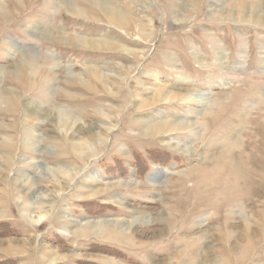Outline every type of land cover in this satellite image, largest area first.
Masks as SVG:
<instances>
[{
  "label": "rangeland",
  "instance_id": "obj_1",
  "mask_svg": "<svg viewBox=\"0 0 264 264\" xmlns=\"http://www.w3.org/2000/svg\"><path fill=\"white\" fill-rule=\"evenodd\" d=\"M215 262L264 264V0H0V264Z\"/></svg>",
  "mask_w": 264,
  "mask_h": 264
},
{
  "label": "bare ground",
  "instance_id": "obj_2",
  "mask_svg": "<svg viewBox=\"0 0 264 264\" xmlns=\"http://www.w3.org/2000/svg\"><path fill=\"white\" fill-rule=\"evenodd\" d=\"M52 2V4H53V1H51ZM51 6V5H50ZM225 13V12H224ZM223 15V14H222ZM105 18L107 19V21L108 22H113V21H115V20H117V19H115L114 18V16H113V14H112V12L111 11H109V10H106V13H105ZM119 19V18H118ZM234 19V18H233ZM117 21H119V20H117ZM93 42V41H92ZM84 43L86 44V42L84 41ZM107 44H108V42H107ZM104 45V44H103ZM90 47H93V49L94 48H100L101 47V45H99V43L97 42V44H94V42L93 43H91V46ZM103 48H107V49H111L112 47H113V45L112 44H109V45H107V46H102ZM126 49H124V51H125ZM95 78V77H94ZM100 79H102V78H100ZM100 81V80H99ZM169 93V92H168ZM160 96V95H159ZM170 98V97H169ZM171 99V98H170ZM195 101H196V103L197 104H199V103H201L202 101H203V99H202V95H195ZM37 108V107H36ZM31 113H34L35 114V109H32L31 111H30ZM49 115V114H48ZM51 116V115H50ZM49 116V117H50ZM48 118V117H47ZM58 118V120L59 121H61V124H63L61 127H63V126H67V124L65 123L66 121L63 119V118H61L60 116L59 117H57ZM62 120H61V119ZM70 122V121H69ZM186 123V122H185ZM77 123H76V121H73L72 123H70V124H68V126H69V128L70 129H74V131L76 132L78 129H76L77 128V125H76ZM165 126L166 125V123L165 122H162L161 123V126ZM169 125V124H168ZM167 125V126H168ZM148 126V125H147ZM162 126V127H163ZM175 126H181L182 128H184V129H188V128H190V125L189 124H183L182 122H178V123H175ZM158 124H157V126H154V124L153 125H150L149 126V129H153V130H156V129H158ZM160 128V127H159ZM152 130V131H153ZM155 132V131H154ZM65 134V133H64ZM63 134V135H64ZM100 134H103V133H101L99 130H97L96 132H94V133H92V136L94 137V139H97V140H100L101 138L100 137H102V135H100ZM79 136V135H78ZM79 138V137H78ZM71 142V141H70ZM72 143H73V152L75 153H81V152H83V150L85 149L84 148V145L85 144H83V142H79V140L78 139H76V137H75V139H73L72 138ZM176 147V146H175ZM182 147V146H181ZM178 150H180V149H178ZM177 150V151H178ZM189 150H190V148L188 147V146H186V145H184L183 144V152H185V153H190L189 152ZM77 153V154H78ZM8 164V163H7ZM27 179H28V177H27ZM66 179V178H65ZM30 182L31 181H29L28 183H26V184H28L27 186H30L31 184H30ZM25 184V185H26ZM60 184V183H59ZM23 186V185H22ZM32 187V186H31ZM29 189V188H28ZM40 193V192H39ZM97 192H95V193H93L92 195H94L95 196V194H96ZM42 194V193H41ZM46 196V195H45ZM21 202V201H20ZM42 202H46L45 200L44 201H42ZM26 205V206H25ZM29 204H24L23 203V207H24V209L28 206ZM26 213L28 214V216L33 220V222L35 223V224H37L38 222H40L44 217H43V215H40V217H38V220L37 221H35L33 218V216H31L30 214H29V212L28 211H26ZM46 215V214H45ZM142 220V218L141 219H139V220H136V221H133L132 220V222H131V224L132 225H135V224H138L140 221ZM102 223V222H101ZM113 223H111V225H112ZM91 226L92 225V227H94L93 229H92V231L93 232H95V233H98V232H100V231H102L101 229H98L97 230V228H102V226L104 225V224H100L99 222H97V223H92V224H88V226ZM87 226V225H86ZM113 226V225H112ZM95 227H97V228H95ZM89 229V228H88ZM130 229V228H129ZM84 230L85 229H83V230H79L77 233H83L84 232ZM97 230V231H96ZM91 231V230H90ZM154 232V237L155 238H158L161 234H162V232L160 231V230H157V231H153ZM165 233V232H164ZM192 239H194V238H192ZM125 242V241H124ZM10 243H11V241H10ZM11 244H9V246H10ZM132 246V245H131ZM12 248V247H11ZM18 250V249H17ZM49 252H51V253H53L51 250L50 251H45V253L47 254V253H49ZM52 259V258H51ZM58 260H60V258H55V259H52V261H58ZM61 260H62V258H61ZM216 264H220L219 262H215ZM223 264V263H222Z\"/></svg>",
  "mask_w": 264,
  "mask_h": 264
}]
</instances>
